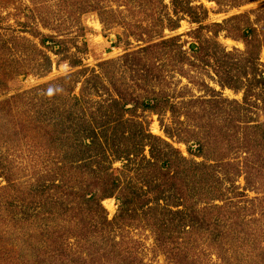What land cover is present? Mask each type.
Here are the masks:
<instances>
[{
	"label": "trees",
	"instance_id": "1",
	"mask_svg": "<svg viewBox=\"0 0 264 264\" xmlns=\"http://www.w3.org/2000/svg\"><path fill=\"white\" fill-rule=\"evenodd\" d=\"M112 1H116V7L106 9L107 6L98 1L83 0L81 13L96 12L104 25L119 23L127 19L122 16L120 7L135 3L128 20L134 27L141 28L136 31V40L148 43L135 51H125L119 59L130 70H135V64L139 65L146 78L155 65V62L147 63L148 57H153L156 49L173 51L172 44L177 36L163 38L164 29L173 30L185 15L201 28L207 15L206 8L202 4H192L193 0H169L171 12L163 0ZM211 1L221 8L224 0ZM248 1L234 0L232 4L238 6ZM152 8H161L165 13L164 18L157 14L154 34L149 27L143 26L146 20L141 14ZM137 14L141 16L136 18ZM244 15L235 14L213 23L214 35L226 30L227 22ZM5 19L6 16L0 14L1 89L6 88L8 80L33 72L21 63L23 58L31 56L26 49L22 57L12 54L21 40L37 52L31 59H34L35 68L39 66L40 72L36 73L40 76L51 69L52 61L32 38H38L42 46L55 54L67 55L64 38L52 41L53 37L42 33L33 22H19L16 28L4 24ZM233 29L241 30V35H227L243 40L246 49L242 56L226 51L215 40L210 45L206 42L201 47L196 46V49L190 47L193 53L201 49L203 53H210L213 65H217L214 66L216 73H222L217 83L222 88L242 90L241 101L224 97L206 83H202L203 94L188 100L176 101L165 92L135 95L128 92V87L113 86L114 81L104 71L102 74L93 72L92 78L101 82V75H105V80L113 86V93L104 100L95 101L93 112L86 105L84 95L73 92L77 82L73 77L86 69L39 86L50 98L43 105L54 117L39 114L34 118L27 114L20 126L27 129L34 142L54 159L57 172L62 171L45 185L37 183L40 186L36 190L24 187L19 192L21 204L31 208L40 200L45 202L54 188H61L68 194L70 200L60 212V223L56 222L61 227L58 229L60 238H53L54 251L47 253L49 257L64 253L71 264H145L136 255L133 238L111 232L115 227H143L151 231L154 250L163 255L165 264H264V231L257 220L264 213V207L257 209L252 205L257 201L259 206L264 203V186L257 185L264 182V69L258 68L256 63L264 41L250 36L254 29L249 25ZM89 30L86 27V31ZM155 39L159 40L151 41ZM63 60L70 66L81 64L75 54L64 56ZM112 61L100 62L101 70ZM22 97V92H16L4 101L11 104ZM69 99L72 107L58 111ZM139 107L156 115L169 112L175 126L182 127L187 134L180 141L187 145V152L199 160L186 158L169 142L152 134L136 114ZM258 110L263 116L261 120ZM182 116L184 120L180 119ZM115 161L120 165L112 166ZM237 176H243V187L236 184ZM2 177L6 187L16 186L12 177ZM67 181H74L69 188L65 187ZM247 189L262 195L248 198ZM36 193L44 195L38 198ZM27 194L34 197L27 200ZM109 198L116 202L111 218L102 204V200ZM70 213L71 219H68ZM1 223L3 226L4 221ZM9 226L8 233L13 235L14 226ZM84 228L81 237L75 234ZM70 238H73V251H68L69 246L66 248Z\"/></svg>",
	"mask_w": 264,
	"mask_h": 264
},
{
	"label": "rangeland",
	"instance_id": "2",
	"mask_svg": "<svg viewBox=\"0 0 264 264\" xmlns=\"http://www.w3.org/2000/svg\"><path fill=\"white\" fill-rule=\"evenodd\" d=\"M93 1H98L99 4L107 6L106 9L116 7L114 5L116 1ZM47 2V0H0V14L1 16H6L4 24H12L17 28L19 27V22L27 24L33 22V25L38 30L53 37L52 41L64 38L63 44L66 47L68 46L66 48L68 49L67 55L62 53L55 54L49 48L42 46L38 38H32L40 49L45 50L52 61L51 69L40 76L36 73L40 72L38 71L40 69L39 66L35 68L34 59H31L36 56L35 53L37 54V52H33V48L21 40L20 44H25H17L16 49L14 50L13 48L12 54L14 56L18 54L22 57L25 55L22 52L26 49V53L31 56L28 59L26 57L23 58L21 63L25 67L31 68L30 71L33 72L28 73L26 76L21 74L8 80L6 88H0V223L3 220L4 224L7 225L4 226L3 224L2 226V223L0 224V264H31L38 260H40L39 264H71L69 262L71 259L67 258L68 256H64V253H57L53 257L48 255L49 252L54 251L53 238H60L58 231L61 228L58 225L60 223L59 215L64 209V204L70 200L67 192L61 188H54L48 195V199L45 202L40 200L34 203V208L27 207L20 202L22 197L19 191L24 187L36 190L40 186L37 183H44L45 185L50 182L49 179L51 177L57 176L62 171L58 170L57 172L54 159L46 154L43 147L41 149L34 142L33 135H29L27 129L20 126V122L26 118L27 114L34 118L39 117V114L54 117L47 112L45 109L46 105H43L50 98L39 87L41 84L76 70L86 69L83 74L77 73L73 77L77 79L73 92L75 94L82 93L85 97L86 105L93 112H95L96 108L95 101L109 97L113 93L111 88L113 86H118L120 89L128 87V92L140 96L165 92L170 94L176 101H179L188 100L203 94L204 85L202 83H206L215 90H219L224 97L241 101L242 90H233L229 87L222 88L217 83V78L222 73H219V75L216 73L214 66L217 65H213L210 53H203L202 49L193 53L191 47L196 49V46L201 47L206 42L210 45L215 40L226 51H232L242 56L246 49L243 40L227 34L231 33L240 36L241 30L233 28L246 25L254 29L250 36L255 38L256 41L257 39L264 41V0H250L238 6H233L232 2L234 0H224L223 5L220 6L221 8H218L219 6L211 0H193L192 4H202L207 10L206 18L201 23L203 27L200 28L199 23L191 21L189 16L185 15L173 30L165 28L162 33L163 38L177 36L176 41L172 44L173 51L169 50V53H167L163 52L164 49H156L153 57L151 56L147 59L148 64L155 62V65L153 70L150 68L151 72L146 78V76L142 75L139 65L135 64V70H130L119 59L125 51H135L138 47L148 43L144 40H136L134 37L137 36L136 31L139 32L138 30L141 28L134 27L128 20L135 3L131 2L130 5L128 3L127 7H120L123 11L122 16L127 18L125 19L126 21L104 25L100 22L96 12L81 13V7L83 6L81 2L83 0H67L66 2L50 0V3ZM163 3L168 6L171 12L169 0H163ZM152 10H145L141 14L146 20L143 26L149 27L150 32L154 34L153 30L157 28V14L159 17L164 18L165 13L161 8H152ZM242 13H245L243 17L227 22L226 27H224L226 30H220L214 35L216 28L213 23L222 22L232 15ZM140 16V14H137L135 17L138 18ZM6 26L4 25V27ZM85 26L90 30L86 31ZM4 31H6V28ZM81 34H84V36ZM158 40L151 41L155 42ZM71 54H75L76 57L80 58V65L70 66L63 60L64 56H70ZM104 60L113 61L104 66L102 71V66L99 63ZM256 63L258 68L264 69V45L261 47L258 62ZM142 67L146 69L144 65ZM104 71L114 81L113 86L107 79L105 80V75H101L102 83L92 78L93 72L102 74L101 72ZM248 77H251L250 73ZM16 92H22L23 97L16 99L11 104L4 101ZM65 104V106L61 105L58 111L72 107L73 103L69 99ZM258 111L259 119L261 120L263 116L260 110ZM136 114L140 120L144 121L152 134L158 135L169 142L186 158L199 160V158L190 155L187 152V145L180 141L187 137V134L182 127L175 126L169 112H162L156 115L149 111H142L139 107L136 110ZM180 119L184 120L183 116ZM144 153H147V148ZM119 165V161H115L112 164V166ZM2 175L12 177L13 181L17 183L16 186L6 187V181ZM73 182L67 181L65 187L73 184ZM236 184L239 187L244 186L243 176L236 177ZM257 185H259V188L263 187L264 182L261 185L257 183ZM245 193L248 198L262 195V193L248 189L245 190ZM43 195L42 193H36L38 198ZM25 196L27 200H31L34 197L29 194ZM102 204L107 209L108 218H111L116 209L115 200L112 198L104 199ZM252 205L257 209L264 207V203L259 206L258 201ZM68 215V219H71V213ZM22 219L23 223L21 222ZM257 220L262 221H258V225H261V230L264 231V213ZM10 224L14 226L13 235L8 233ZM84 230L85 228L75 234L81 237V233ZM111 232L116 235H123L125 238L126 236L133 238L137 246L136 255L143 259V263L165 264L166 261L163 255L158 254L154 250V242L150 230L143 227L140 229L128 227L117 229L115 227ZM72 239L70 238L66 245V248L69 246L68 251H73L72 249H74ZM43 252L46 253L43 254Z\"/></svg>",
	"mask_w": 264,
	"mask_h": 264
}]
</instances>
